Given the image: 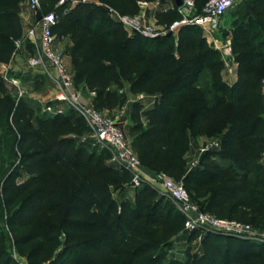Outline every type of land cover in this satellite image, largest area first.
Instances as JSON below:
<instances>
[{"label": "trees", "instance_id": "16d2710c", "mask_svg": "<svg viewBox=\"0 0 264 264\" xmlns=\"http://www.w3.org/2000/svg\"><path fill=\"white\" fill-rule=\"evenodd\" d=\"M23 1L0 0V25L5 30L0 32V65L11 64L19 51L17 42L25 41ZM59 1L51 0L48 8L42 2V12L56 10ZM97 1H77L63 16L57 9L60 18L53 32L58 41L71 43L67 54L75 88L94 93L92 104L100 112L122 105V88L126 95L156 96L151 107L134 103L129 114L134 124L132 147L143 167L183 182L205 213L216 216L235 203L229 210L231 217L248 218L264 230V0H249L247 21L234 25L232 54L238 80L233 85L224 80L226 63L201 27L186 25L177 35L157 38L131 36L111 12L133 17L140 13V2L158 0ZM173 1L174 8L157 15L158 26L169 29L182 19ZM208 1L195 0L199 15ZM258 39L263 41L256 46ZM27 49L34 52L33 45ZM207 73L213 75L209 96L201 89ZM6 93L0 75V118H10L29 175L19 184L11 176L4 181L8 206L22 198L9 224L26 226L43 211L65 213L58 223L38 222L31 234L16 238L18 246L28 249V259L48 257L45 242H57L63 230L84 238L79 243L67 241L69 246L49 264H108L113 256L134 264L157 253L160 241L150 228L169 224L175 208L167 203L170 199L150 185L132 188L129 172L108 165L106 155L80 145L76 137L88 135L90 129L73 109L48 114ZM30 119L32 123L21 125ZM216 135L220 149L204 154L201 164L190 170L187 155L193 140ZM217 158L229 165L217 163ZM239 174L259 178V209L245 206L244 189L234 181ZM118 182L135 190L133 200L115 198L113 187ZM178 216L184 224V217ZM203 241L206 250L194 264H264V244L215 233ZM164 259L161 255L143 264H166ZM0 264H16L1 247Z\"/></svg>", "mask_w": 264, "mask_h": 264}, {"label": "rangeland", "instance_id": "374dc122", "mask_svg": "<svg viewBox=\"0 0 264 264\" xmlns=\"http://www.w3.org/2000/svg\"><path fill=\"white\" fill-rule=\"evenodd\" d=\"M51 0H42L45 6L48 8V3ZM78 0H67L63 6L59 7L60 15H64L65 12H68L77 2ZM249 0H245L244 2L237 5L233 10H231L223 19V25L220 30L216 33H212L208 35L205 33L209 44L215 48L219 49L222 54V58L226 63V70H225V77L227 81L230 80L231 71L234 69V62L231 64V61H234V57L227 56L225 54L226 51L231 49L232 51V31L234 25L237 23L240 24L244 20L245 15V8ZM87 2H97V0H87ZM147 5L142 6V12L145 9L151 10L150 14H146L142 18V27L146 32H150L152 34L156 33H164L166 32L167 28L165 26H158L157 24V15L168 11L174 8V1L173 0H158L156 2H145ZM29 8L28 0H24L22 3V8ZM108 7V6H107ZM114 11V10H113ZM201 9L198 7H194L193 11L189 15L190 19L196 17L200 14ZM183 10L179 9V13L182 15V19H184V14L182 13ZM260 19V18H259ZM262 19V18H261ZM260 19V20H261ZM179 20V21H181ZM258 21V19H257ZM178 22V21H177ZM236 23V24H235ZM5 31L4 28L0 25V32ZM178 31L174 34L177 35ZM144 35V34H142ZM145 36V35H144ZM31 40L27 39L23 42V46L19 48L18 54L16 55L13 62L9 65L1 64L0 65V75L3 77L5 81V88L6 94L8 98L17 100H24L29 105L36 109H42L44 111L47 104L49 103V99L55 98L56 95L52 97V88L53 85L50 82L46 81L45 84L43 82H31V74L34 77L35 73H31L32 71L36 70L30 68V66L26 63L28 61L29 56L25 59V56L28 54L34 55V52L27 49V46L31 43L33 37L30 35ZM151 38V37H150ZM264 39V37H263ZM263 39H258L254 44L257 46L263 41ZM66 40V39H65ZM58 41V40H57ZM59 42V41H58ZM59 52L63 53L64 45L58 46ZM58 49V48H57ZM233 55V54H232ZM19 59L16 61V59ZM231 58V60H228ZM234 72V70L232 71ZM37 73V72H36ZM38 74V73H37ZM224 74V73H223ZM38 78H34L36 80ZM42 79V78H40ZM33 80V81H34ZM43 81V80H42ZM213 84V75L207 73L205 78L201 83V89L206 92V96H209L210 91L212 89ZM78 91L80 90L77 89ZM81 91V90H80ZM119 94L124 96L122 100V105L118 106L117 108L110 110V111H101L105 116L113 119L118 127L121 129L125 139L132 147V142L134 140V135L131 132V128L134 125L130 120L129 114L131 106L134 103H142L145 108H149L157 101L156 96H149L145 94L133 96L130 94H125V88L119 90ZM143 95V96H142ZM142 96V97H141ZM84 97L87 99L92 98V95L88 93L84 94ZM84 99V98H83ZM85 100V99H84ZM94 107L93 104H90ZM191 107V106H190ZM189 107V109H191ZM50 114V113H48ZM33 119L28 120L26 122H22L21 125H26L27 123H32ZM79 144L82 145V137H76ZM219 142V136H212V137H198L193 140V146L190 152L187 155L188 159V167L189 169H193L194 164H201V159L204 154H201V149L205 148V146L210 145L211 143ZM90 151L93 152V149L96 150L97 155H106L108 157L107 164L113 167H116L114 163L111 161L112 154L110 151L104 152V149L99 147H92L89 144H86ZM133 148V147H132ZM134 150V149H133ZM135 152V151H134ZM210 159H208L209 161ZM217 163L227 164L228 162H224L220 158L215 160ZM262 165L264 166V159L262 161ZM142 171L146 176L149 177H157L159 173H152L147 171L142 166ZM263 174V175H262ZM261 176L264 177V171L262 172ZM13 177L16 179V183H22L29 178L28 173L26 172V168L22 159L21 151L18 146V134L16 133L15 129L12 127V123L9 117L6 115L0 118V247L4 249L6 254L12 261L16 264H49L51 261H54L57 256L63 252L68 245L67 241H71L72 243H79L83 240L84 236L81 234L71 233L67 231H61L59 240L55 243L53 242H45V246L48 250V257L44 259L38 260H29L28 259V249L24 247H20L16 244V238L21 235H29L31 234L38 222L41 221H49L51 223H58L59 220L65 217L64 212H56L54 214H50L46 211H43L35 220V222L30 223L26 226L22 227H15L10 226L9 220L15 210L20 205L22 200L18 199L14 202L12 206H8L7 204V196L4 195L2 192V187L4 181L9 177ZM258 177L256 175L253 176H244L243 174H239V176H234V181L244 189L245 193V206L258 208L257 200H258V193H260L261 188H258L257 182ZM185 185L183 182H179ZM123 187L122 182H118L113 187L114 196L118 201H123L125 199H134L135 190L134 189H125ZM170 201V200H169ZM167 201L168 204H174L173 202ZM191 202L196 205V203L191 199ZM235 204L231 203L228 211L224 213H219L216 217L225 219V220H235L242 223L251 224L252 222L247 219L242 218H233L230 216L229 210L230 207ZM175 206V204H174ZM259 209V208H258ZM178 214H181L180 210L175 206L174 211L172 213V218L169 224L165 226H155L150 228L153 234H155L156 238L160 241V250L157 253L149 254L141 259L135 261L134 264H143L144 261L148 260L149 258H155L157 256L163 255L165 257L164 263L170 264L173 262L179 264H194V262L199 259L205 252L206 247L204 245V238L212 233L202 234L203 239L199 240V233L197 237H192L191 232H188L184 226L179 221ZM182 215V214H181ZM212 215V214H211ZM183 216V215H182ZM214 216V215H213ZM254 225V224H253ZM252 225V226H253ZM254 227V226H253ZM256 228V227H255ZM263 228V226H262ZM258 229V228H256ZM260 230V229H259ZM264 231V230H262ZM43 239L37 240V242H41ZM108 264H129L125 262L124 258L121 256H113Z\"/></svg>", "mask_w": 264, "mask_h": 264}, {"label": "built area", "instance_id": "2783aa9c", "mask_svg": "<svg viewBox=\"0 0 264 264\" xmlns=\"http://www.w3.org/2000/svg\"><path fill=\"white\" fill-rule=\"evenodd\" d=\"M67 0H60L56 5V10L43 13L42 19L37 21L39 28V37L34 36L32 32L35 55L29 59V66L33 69H40L49 79L57 85V94L45 108L46 113L63 114V108H56V104H67L71 109L77 112L86 121L90 133L83 136L82 144H89L92 147H99L110 151L111 161L114 165L125 170L131 175V187L140 188L143 185H150L157 188L163 196L169 198L180 210L184 217V226L188 232L199 233V240L203 239L202 234H223L226 236L245 239L255 243L264 244V231L256 229L251 224L242 223L235 220H225L202 211L197 205L191 202V196L182 183L176 182L165 173H159L157 177L146 176L142 171V163L138 155L134 152L131 145L125 139L117 123L105 116L102 112L88 104L75 88L74 76L64 64L63 55L57 49V37L53 29L59 22V13L57 9L63 6ZM85 2L87 0H84ZM245 0H209L203 13L199 16L189 18L195 7V0H182L183 5L179 9L183 10L184 19L175 22L164 33L152 34L146 32L142 27V18L147 14L148 9L140 10L136 16H123L111 10L131 36L135 34H144L146 37L157 38L175 33L186 25H197L201 27L206 34L211 35L220 30L224 17L237 5ZM29 9L35 14L42 11L41 0H28ZM140 8L147 5L145 2L139 3ZM68 12H65L66 15ZM24 44L17 42L18 48ZM227 56H231L232 51H226ZM231 58L228 60L230 61ZM264 86V81H263ZM95 95L94 93H92ZM143 96V95H142ZM141 96V97H142ZM54 103L55 105H52ZM220 149V142L211 143L201 149V154H206L211 150ZM194 164L193 168L198 167Z\"/></svg>", "mask_w": 264, "mask_h": 264}, {"label": "crops", "instance_id": "0c3cea01", "mask_svg": "<svg viewBox=\"0 0 264 264\" xmlns=\"http://www.w3.org/2000/svg\"><path fill=\"white\" fill-rule=\"evenodd\" d=\"M150 12H151V10H148L147 11V13L148 14H150ZM22 21H23V29H24V39L25 40H27V39H29V40H31V37H30V35H32V32L34 33V36H36L37 38L39 37V35H40V33H39V28H38V22H37V19H36V14L33 12V11H31L28 7H26V8H23V10H22ZM223 21H222V25H223ZM222 25H221V27H222ZM33 40H35V39H32V41ZM32 41H31V43H32ZM209 42V41H208ZM70 41L68 40V39H63V40H60L59 42L57 41V48H58V50H59V47L58 46H63L64 45V47H62L63 48V53H62V55H63V60H64V64H65V66L67 67V69L70 71V72H72L73 73V64H72V59L70 58V56H68V54H67V49H68V47L70 46ZM211 44V43H210ZM219 50V49H218ZM34 55H35V52H34ZM34 55H32V54H28V55H26L25 56V59H27V57L29 56V58H28V61L26 62L28 65H29V59L31 58V57H33ZM22 59V58H21ZM21 59H19V57L16 59V61H18V60H21ZM234 62V63H233ZM231 64L233 63L234 64V72H232L231 71V75H230V80L229 81H227V79L226 78H224V80L229 84V85H233L237 80H238V65L235 63V61H231L230 62ZM31 68V67H30ZM38 74H37V73ZM31 73H35L34 74V77L32 76V74H31V82H35V83H38V82H42V80H44V82L42 83V84H45L46 83V81H48V82H50V84H52L53 85V88H52V97H53V95H56L57 94V85H56V83L53 81V80H51V79H49L48 77H46V75L43 73V71L42 70H40V69H36V70H34V71H32ZM224 77H225V71H224ZM34 78H38V79H36V80H34ZM40 78H42V79H40ZM34 80V81H33ZM81 90V91H80ZM79 90V92H80V94L82 95V97L85 99V101L88 103V104H92V102H93V98L95 97V95H93L92 93H90V92H88L87 90H85V89H80ZM85 93H88L89 95H92V98H90V99H87V98H85L84 97V94ZM54 98H51V99H49V101L48 102H51L52 100H53ZM152 106V105H151ZM150 106V107H151ZM55 107L56 108H58V107H60V108H63L64 109V112H66V111H68V110H70V107H69V105H67V104H56L55 105Z\"/></svg>", "mask_w": 264, "mask_h": 264}, {"label": "water", "instance_id": "95a60500", "mask_svg": "<svg viewBox=\"0 0 264 264\" xmlns=\"http://www.w3.org/2000/svg\"><path fill=\"white\" fill-rule=\"evenodd\" d=\"M78 1H80V2H85L84 0H78ZM175 3H176V5H177L178 7H181V6L183 5L182 0H175ZM248 9H249L250 12H253V7H252V5H249V6H248ZM42 16H43L42 11L37 12V13H36V19H37V21H40V20L42 19ZM168 35H174V33H173V32H170Z\"/></svg>", "mask_w": 264, "mask_h": 264}]
</instances>
